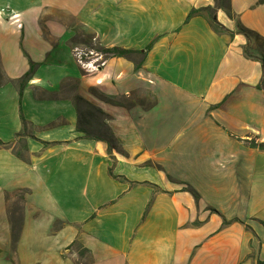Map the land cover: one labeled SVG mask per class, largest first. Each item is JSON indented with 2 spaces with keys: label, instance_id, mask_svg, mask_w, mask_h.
<instances>
[{
  "label": "crops",
  "instance_id": "crops-1",
  "mask_svg": "<svg viewBox=\"0 0 264 264\" xmlns=\"http://www.w3.org/2000/svg\"><path fill=\"white\" fill-rule=\"evenodd\" d=\"M208 7L0 0V141L12 144L0 147V264L264 262V151L251 146L264 143L263 70L238 29L264 38V2L216 9L232 35L206 12L188 20ZM96 47L136 53L93 70L76 53ZM78 97L104 113L116 148L78 131Z\"/></svg>",
  "mask_w": 264,
  "mask_h": 264
},
{
  "label": "trees",
  "instance_id": "trees-1",
  "mask_svg": "<svg viewBox=\"0 0 264 264\" xmlns=\"http://www.w3.org/2000/svg\"><path fill=\"white\" fill-rule=\"evenodd\" d=\"M216 2V7H208L205 9H200V10H192L191 13L189 14L188 20H190L191 18H193L194 16L200 15L202 12H206L208 19H209V23L210 26L212 27V29L219 34L222 33H228L230 35H232L233 33H231L230 31L226 30L217 20V15H216V9L218 7H226L227 5L229 6L230 0H214ZM261 2H264V0H261ZM239 31L248 39V45L244 48V54L245 56L250 59V60H255L261 63L262 65V70H263V80H262V84L264 85V38L262 36H260L258 33L246 28L245 26H243L242 24L239 25L238 27ZM252 39H256V41L258 42V46H257V54L254 55L252 54V52L250 51V44ZM152 45L149 46V49L151 48ZM102 53L107 57L108 56H112V57H124V58H131L132 54H135L136 52L131 51V50H124L121 48H113V49H103ZM32 69L31 71L26 74L22 80H21V90L20 93H22V88L23 86L26 84L27 80L29 79V77L32 75L33 72V68H34V64H31ZM1 70V69H0ZM93 94L99 98L100 100H102L105 103H109L111 105H115V106H120V107H125V108H131L138 103L137 101V97H136V93H132L131 95H123V96H109L106 95L104 93H101L99 91H93ZM78 101H82L85 103L90 104L92 107H94L91 103H89L88 101L84 100L83 98L78 97L77 98ZM78 104V103H77ZM156 104V100L154 99V101L151 104V107L154 106ZM98 113H100V115L104 116V113L97 109L96 107H94ZM83 121H84V117L81 114L80 111V115H79V121H78V131L85 134V138H89V139H104L106 140L109 144H110V148H116L117 143L116 140L110 130V128L107 126L106 122H103V131L105 133L104 135H101L99 133L96 134H91L84 126H83ZM23 123H24V130L22 131V133H20L18 135V137H22L23 134L25 133L26 129H27V123L26 121L23 119ZM1 146H8V147H12V144L8 143L5 144L2 141H0V147ZM252 148L258 149L260 151H264V143H256V142H252L251 143ZM22 150H27L26 145L22 146ZM16 155L18 157L23 158V154L22 152H17L16 151ZM110 175L114 178H119L117 176H114L112 171H110ZM196 198L198 199V195H196ZM224 225H228V222H224ZM260 264H264V262H261Z\"/></svg>",
  "mask_w": 264,
  "mask_h": 264
},
{
  "label": "rangeland",
  "instance_id": "rangeland-1",
  "mask_svg": "<svg viewBox=\"0 0 264 264\" xmlns=\"http://www.w3.org/2000/svg\"><path fill=\"white\" fill-rule=\"evenodd\" d=\"M257 46H258V42L256 41V39H252L251 44H250V51L254 55L257 54ZM95 49H96V51L94 52V54H97L98 53L97 47ZM86 53H89V52H86ZM101 57H103V60L106 58L105 55H101ZM92 58L90 57L87 59L86 57H84V60L90 61ZM1 75H2V72L0 70V77H1ZM136 97H137L138 103L144 104L145 106H150L152 104V102L154 101V99L152 98L151 94L148 91L137 92ZM77 103H78V106L80 107L81 114L84 117L83 126L91 134L99 133V134L105 136V133L103 131V126H102L103 122H104V117L102 115H100V113H98V111L94 107H92L90 104L82 102V101H78V100H77ZM21 196H22V194L19 193L18 197L21 198ZM77 248H79V247H77Z\"/></svg>",
  "mask_w": 264,
  "mask_h": 264
},
{
  "label": "built area",
  "instance_id": "built-area-1",
  "mask_svg": "<svg viewBox=\"0 0 264 264\" xmlns=\"http://www.w3.org/2000/svg\"><path fill=\"white\" fill-rule=\"evenodd\" d=\"M94 56L96 59L93 60L92 57ZM76 57L83 66H88L93 70H97L98 68L105 65V61L103 60V57H101V55L94 54V52L86 53L83 51H77ZM84 57H86L87 59L91 57L92 59L90 61H85Z\"/></svg>",
  "mask_w": 264,
  "mask_h": 264
}]
</instances>
